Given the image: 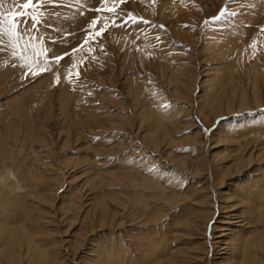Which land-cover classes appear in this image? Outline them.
<instances>
[{
  "label": "rangeland",
  "instance_id": "1",
  "mask_svg": "<svg viewBox=\"0 0 264 264\" xmlns=\"http://www.w3.org/2000/svg\"><path fill=\"white\" fill-rule=\"evenodd\" d=\"M110 7L0 34V264H264V0Z\"/></svg>",
  "mask_w": 264,
  "mask_h": 264
},
{
  "label": "snow or ice",
  "instance_id": "2",
  "mask_svg": "<svg viewBox=\"0 0 264 264\" xmlns=\"http://www.w3.org/2000/svg\"><path fill=\"white\" fill-rule=\"evenodd\" d=\"M56 2V0H26V2L20 3L17 8L10 9L7 12L0 13V34H6L10 41H13V47L17 48L19 47V40L21 39V32L18 30V24L23 23L22 20H20V17L29 18L32 21V28H35L36 25L40 22L43 12L41 11L43 5L45 3H53ZM124 0H101L102 7L104 5H107L108 3H112L113 7L107 8L106 10L113 15V21L112 25L113 27L118 26L115 23V17L119 15V13L116 11V8L118 7L119 3H123ZM97 12H101L102 8H97ZM226 12L225 8H222L220 10V14L212 17L214 20H219L222 18L224 13ZM234 14V13H233ZM129 17L132 22H135V18L132 17V15L129 13ZM100 19L107 20V17H96L94 18L89 27L92 29H95L98 21ZM207 23V21H205ZM109 25L108 23H105L103 27H101L98 31L95 32V36L99 37L101 36L107 29ZM27 31H31V29H27ZM264 31V28L261 29ZM92 33H88V36H91ZM85 43H87V37L85 38ZM254 46V45H253ZM83 45H81V48ZM79 49H73V54H75ZM17 53L14 51L13 55H16ZM34 55L41 60L31 61L29 58L25 57L27 67H28V74H31L32 76H37L42 72H45L48 70V50L46 48L41 47L39 50L35 51ZM64 55H68L65 53ZM54 62L59 63L63 56H54L51 57ZM75 67V65H73ZM72 73L69 71L66 75V78H70ZM77 77L79 76V73H76ZM57 79H59V76H57ZM163 107H169V105H163Z\"/></svg>",
  "mask_w": 264,
  "mask_h": 264
},
{
  "label": "bare ground",
  "instance_id": "3",
  "mask_svg": "<svg viewBox=\"0 0 264 264\" xmlns=\"http://www.w3.org/2000/svg\"><path fill=\"white\" fill-rule=\"evenodd\" d=\"M9 173V172H8ZM209 213V212H208ZM224 247V246H223ZM222 248V247H221Z\"/></svg>",
  "mask_w": 264,
  "mask_h": 264
}]
</instances>
